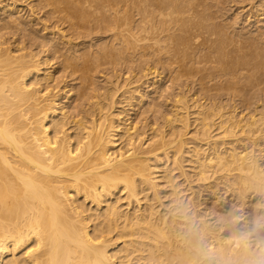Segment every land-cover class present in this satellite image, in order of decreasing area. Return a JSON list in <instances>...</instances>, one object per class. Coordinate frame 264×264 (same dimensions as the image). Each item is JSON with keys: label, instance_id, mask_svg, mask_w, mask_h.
Here are the masks:
<instances>
[{"label": "bare ground", "instance_id": "1", "mask_svg": "<svg viewBox=\"0 0 264 264\" xmlns=\"http://www.w3.org/2000/svg\"><path fill=\"white\" fill-rule=\"evenodd\" d=\"M210 2L0 0V264H264V47Z\"/></svg>", "mask_w": 264, "mask_h": 264}, {"label": "rangeland", "instance_id": "2", "mask_svg": "<svg viewBox=\"0 0 264 264\" xmlns=\"http://www.w3.org/2000/svg\"><path fill=\"white\" fill-rule=\"evenodd\" d=\"M211 2V4H213L212 6H214L215 4H217L216 5V7H217V10H218V12L219 11H221V12H219L221 15H222V13L224 14V15H220V14H218V19H217V21L219 22V19L221 20V22H223V23H221V22H219V23H221V24H224V25H222L224 28H225V26H226V24L228 25V24H230V25H232V26H230V27H232V28H230V27H228V26H226V27H228V28H225L227 31L228 30H230V31H228V34L230 35V36H232V35H235V36H232V37H236V39L239 37V36H241V40L243 39V41L244 40H247L248 38H250V40H251V42H252V40L254 39V37L256 38V42H254L255 41V39L253 40V43H251L249 40L247 41V42H250V44H254V43H257V45H258V47H264L263 45H264V43H263V41L261 40V39H264V14H263V10H260V8H258L259 6H258V4H259V0L257 1V0H220V1H217V0H210ZM217 2V3H213V2ZM226 1V2H225ZM257 2V3H256ZM226 5H225V4ZM254 4V7H253V4ZM256 3V4H255ZM224 6H223V5ZM215 7V6H214ZM213 7V8H214ZM215 7V8H216ZM221 7H223V8H221ZM212 8V9H213ZM218 8H220V9H218ZM228 9V10H227ZM213 10H215V9H213ZM212 10V11H213ZM223 10V11H222ZM226 10V11H225ZM255 10H257L258 12H256V14H255ZM225 13H226V15H225ZM257 13H258V15H257ZM262 13V14H261ZM39 15L40 16H42V12H41V14L39 13ZM254 15V16H253ZM257 15V16H256ZM260 15V16H259ZM224 17V18H223ZM222 18V19H221ZM235 18H238V20L236 19L235 20ZM225 19V20H224ZM227 19H229V20H227ZM256 19V20H255ZM259 19V20H258ZM223 20V21H222ZM227 20V21H226ZM233 20V21H232ZM248 20V21H247ZM225 21V22H224ZM236 21V22H235ZM230 22H233V23H230ZM235 23V24H234ZM257 23V24H256ZM48 24H50L51 25V22H48ZM236 24H238V25H236ZM234 25V26H233ZM258 25V26H257ZM255 26V27H254ZM236 27V28H235ZM243 27L244 28H247V29H243ZM250 27V28H249ZM241 29V30H240ZM239 32H238V31ZM234 31H236V32H234ZM243 31H245V33L243 32ZM252 31H253V33H252ZM241 32H243V33H241ZM232 33H234V34H232ZM259 33V34H258ZM261 33V34H260ZM242 34V35H241ZM238 35V36H237ZM244 35V36H243ZM256 35V36H255ZM261 35V36H260ZM252 36H254V37H252ZM258 36H260L259 38H258ZM242 37H244V38H242ZM245 37H246V39H245ZM253 39H252V38ZM262 37V38H261ZM240 38V37H239ZM261 38V39H260ZM261 40V41H260ZM261 43H263V45L261 46L260 45V42ZM109 65V64H108ZM111 65V64H110ZM109 65V66H110ZM107 68V70L110 68L111 70H113L112 68H111V66L110 67H108V66H104V68ZM103 68V69H104ZM105 68V69H106ZM121 68V69H120ZM120 68H116L117 70H119L120 71V73H122V74H125V75H122L121 74V76H123V77H121L122 79H124L125 78V76L127 75V73H124L125 72V68L123 67L122 68V66H120ZM116 69H114L116 72H118ZM124 69V70H123ZM111 70H108V71H111ZM113 70V71H114ZM124 72H123V71ZM137 70H139L138 68H135V70L133 71V72H131V74L133 75V73L135 72V74L138 72V73H140L139 71H137ZM159 70H161V69H159ZM105 71V74H107L109 77H111L112 75V73H114L113 71H111L110 72V74H108L107 72H106V70H104ZM115 72V73H116ZM104 73V72H103ZM105 74H102V75H104V76H100L99 77V75L100 74H98L97 76L99 77V78H97V81H99V82H105L104 80H106V77H107V75H105ZM111 75V76H110ZM120 75V74H119ZM131 75V76H132ZM139 77L142 75L141 73L140 74H137ZM106 76V77H105ZM137 76V77H138ZM109 77H107V78H109ZM111 78H115V74H113V76L111 77ZM145 80V78L144 77H142V79H141V81H144ZM147 85H148V83H147ZM264 87V82H262L257 88H259V87ZM152 89V86L150 87L149 86V88L147 87V90H151ZM172 89H169V91H168V93H171L172 91H171ZM167 93V94H168ZM171 97V99H172V96H170ZM169 97V98H170ZM168 98V103H170V101H171V99H169ZM173 100V99H172ZM132 110V109H131ZM131 110H130V115H134L135 113H140V110L138 109V110H132V113H131ZM135 111V112H134ZM133 112H134V114H133ZM143 116V115H142ZM144 116H145V114H144ZM134 117V116H133ZM208 196V197H207ZM206 196V198H209L208 200H207V202L205 203V204H203V208L206 206V205H208V206H210L211 204H213V207H216V206H214V205H217V207L216 208H221V209H219L218 211H225L226 209L225 208H222L223 207V204H220L221 202V200H218V199H214V198H211L209 195H207ZM210 198L211 199H213V200H210ZM218 200V201H217ZM211 203H210V202ZM215 201V202H214ZM216 201H217V204H216ZM235 202H237V201H235ZM220 204V205H219ZM218 206H220V207H218ZM207 207V206H206ZM253 207V206H252ZM211 208H212V205H211ZM216 208H214V209H216ZM235 208L237 209V210H239L240 209V207H238L237 205L235 206ZM261 210V206H259V207H257V210ZM256 210V211H257ZM257 211V212H260V211ZM217 211V209H216V212H215V214H218L219 212ZM262 211V210H261ZM251 213V212H250ZM261 213V214H260ZM259 213V216H261L262 215V212H260ZM239 214H241V213H239ZM258 216V214H257V217L258 218H260V219H262V217H259ZM238 219V218H237ZM241 219H242V217H239V221L237 220V222L235 223V228L237 229V230H240V229H242V230H240V233L237 231V233H239V234H241V231H243L245 228V225L241 222ZM217 221H215V219H212V221H213V225L214 224H216V223H218V224H216V225H218V227L220 226V224H219V220L218 219H216ZM211 221V222H212ZM241 224H240V223ZM264 222V221H263ZM238 224V225H237ZM240 225V226H239ZM243 225V226H242ZM261 225H263L264 226V224L262 223ZM238 226V227H237ZM246 231V234L244 233V231H243V233L241 234V235H239V237H245V235H248V234H253V236L251 235L250 236V241H252V243H254L255 242V240H256V238L257 237H259L258 235L257 236H255L256 235V233L255 232H250V231H247V230H245ZM253 237V238H252Z\"/></svg>", "mask_w": 264, "mask_h": 264}]
</instances>
